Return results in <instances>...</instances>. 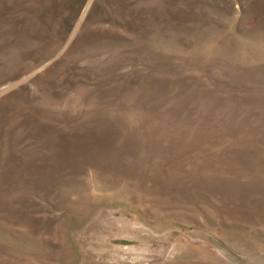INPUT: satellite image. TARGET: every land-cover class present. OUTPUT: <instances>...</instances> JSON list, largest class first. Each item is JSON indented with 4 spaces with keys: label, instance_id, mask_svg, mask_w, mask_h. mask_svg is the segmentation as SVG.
Returning a JSON list of instances; mask_svg holds the SVG:
<instances>
[{
    "label": "rangeland",
    "instance_id": "374dc122",
    "mask_svg": "<svg viewBox=\"0 0 264 264\" xmlns=\"http://www.w3.org/2000/svg\"><path fill=\"white\" fill-rule=\"evenodd\" d=\"M0 264H264V0H0Z\"/></svg>",
    "mask_w": 264,
    "mask_h": 264
}]
</instances>
